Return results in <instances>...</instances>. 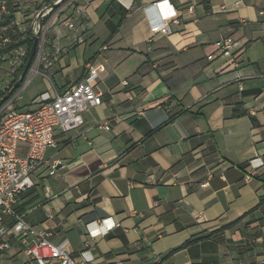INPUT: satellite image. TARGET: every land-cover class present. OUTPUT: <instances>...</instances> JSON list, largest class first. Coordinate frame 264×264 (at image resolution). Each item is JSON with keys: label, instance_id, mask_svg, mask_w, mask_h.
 <instances>
[{"label": "crops", "instance_id": "1", "mask_svg": "<svg viewBox=\"0 0 264 264\" xmlns=\"http://www.w3.org/2000/svg\"><path fill=\"white\" fill-rule=\"evenodd\" d=\"M154 1L68 0L42 17L45 52L28 81L0 71L4 99L29 110L89 62L104 68L103 103L56 130L18 210L68 240L78 264H264V0H170L180 12L170 34L151 31ZM229 33L244 43L237 65L209 60ZM104 218L117 225L91 238ZM17 235L0 264H38Z\"/></svg>", "mask_w": 264, "mask_h": 264}, {"label": "built area", "instance_id": "2", "mask_svg": "<svg viewBox=\"0 0 264 264\" xmlns=\"http://www.w3.org/2000/svg\"><path fill=\"white\" fill-rule=\"evenodd\" d=\"M67 1L56 0L42 9L45 11L44 14L41 15L42 10L38 13V21H35V26L30 32L34 37L38 35L40 39L41 55L39 60L46 47L42 17L46 13L50 14L56 6L60 7ZM119 1L127 9H130L134 3V0H131L130 3ZM54 3L55 5H53ZM223 8L225 9V6ZM145 10L151 31L154 33H172L170 23L178 21L180 16L179 10L170 0H156L147 5ZM70 26H74V24H70ZM10 43L11 40L5 37L0 42V49L6 48ZM213 46L214 49L207 56L209 60L223 57L237 65V56L242 51L244 43L242 39L229 33L217 39ZM106 48L107 46L103 47V49ZM27 55V45L20 44L10 49L9 52H0V61L8 64L10 73H16L24 64ZM35 64L30 73L36 69ZM103 69L101 65L89 62L79 81L55 95L48 91L41 93L34 100L37 107L29 110L16 106L9 100L10 97L4 99L5 93L10 87L9 84L0 88V250L10 248V234L12 230H15L18 238L26 243V254L36 260L38 264H78L72 256L68 240L55 243L48 238L44 230L36 229L30 225L24 214L18 210V201L24 192L35 185L34 176L48 165L45 153L50 146L56 144V130L68 131L79 127L84 123L85 112L91 107L103 103L104 91L98 86L100 72ZM240 75L243 76L242 71ZM124 83L126 84L127 81ZM105 128L108 129L109 125H105ZM20 142L28 144L25 156L17 154ZM253 163L255 164V161L251 160V164ZM263 164L264 161H261L255 167H260ZM58 165L59 162L51 164L49 173L54 174ZM251 179L252 175L248 174L246 180L251 181ZM207 184L208 181L204 182L202 186ZM201 218L203 217L201 216ZM93 223L96 229L91 231L88 228L91 238L106 234L117 225V222L112 218L100 219ZM88 225L90 226L91 223ZM1 256L0 252V258Z\"/></svg>", "mask_w": 264, "mask_h": 264}, {"label": "rangeland", "instance_id": "3", "mask_svg": "<svg viewBox=\"0 0 264 264\" xmlns=\"http://www.w3.org/2000/svg\"><path fill=\"white\" fill-rule=\"evenodd\" d=\"M15 5L16 15L7 25H0V42L8 37L9 40H15L18 42L24 40L29 32L33 30L35 21H38V13L40 10L45 9L48 6L47 0H13ZM5 0H0V17L2 12L7 11ZM39 44L40 39H39ZM8 65L5 62L0 61V71L5 73V66ZM27 149L18 148V156H25Z\"/></svg>", "mask_w": 264, "mask_h": 264}, {"label": "trees", "instance_id": "4", "mask_svg": "<svg viewBox=\"0 0 264 264\" xmlns=\"http://www.w3.org/2000/svg\"><path fill=\"white\" fill-rule=\"evenodd\" d=\"M53 1L54 0H48L49 3H53ZM5 3H6V6H7V8H6L7 11L2 12V15L0 17V25L1 26L7 25L12 19L15 18V15H16L15 5L13 4V0H5ZM42 23L44 24L45 21L43 20ZM33 41H34V36H33L32 32H29V35L24 40H20L19 42H15V40H12L11 43L8 44V46H7L8 48L6 47V48H3V49L2 48L0 49V52L5 53V52H9L10 49L17 47L20 44H26L27 45V47H28V55L25 58L24 64L18 70V76L21 75V73H22V71H23V69H24V67L26 65L30 49H31V47L33 45ZM34 60H35V58H34ZM22 83H23V81H22ZM262 201H264V197L262 198Z\"/></svg>", "mask_w": 264, "mask_h": 264}, {"label": "water", "instance_id": "5", "mask_svg": "<svg viewBox=\"0 0 264 264\" xmlns=\"http://www.w3.org/2000/svg\"><path fill=\"white\" fill-rule=\"evenodd\" d=\"M53 5H55V3ZM44 12L45 11L42 10L41 15L44 14ZM40 55H41V46L39 45V36L36 35L34 37L33 45L30 49L26 65H25V67L21 73L19 80L16 82V86L20 85L22 83V81H24V82L27 81V79L29 77L30 70H31L32 66L37 62V60H39ZM34 58H35V60H34Z\"/></svg>", "mask_w": 264, "mask_h": 264}]
</instances>
